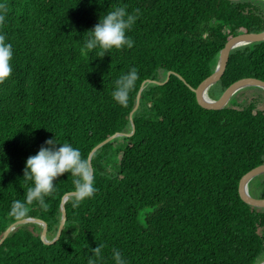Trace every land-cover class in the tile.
<instances>
[{
    "label": "trees",
    "instance_id": "1",
    "mask_svg": "<svg viewBox=\"0 0 264 264\" xmlns=\"http://www.w3.org/2000/svg\"><path fill=\"white\" fill-rule=\"evenodd\" d=\"M0 32L13 46V72L0 84V240L14 223L46 224L52 241L73 178H58L47 208L29 205L25 218L10 214L30 183L29 156L55 138L92 151L116 134L135 132L90 158L97 192L73 206L58 240L46 244L42 226L16 227L0 246V264H87L102 244V264L119 249L128 264H260L264 209L239 195L242 177L264 164V108L257 96L235 94L222 110L202 108L191 90L210 77L220 51L236 36L264 31V1L243 0H0ZM139 9L127 33L132 48L81 55L100 16L117 6ZM138 72L126 106L112 99L115 81ZM179 76L183 79L181 80ZM245 78L264 82V41L230 52L226 70L208 95L217 100ZM248 89V88H246ZM244 91V90H243ZM264 93V92H263ZM245 93H242V95ZM259 183V186L257 185ZM258 186V187H257ZM259 191L258 197L252 189ZM264 199V175L249 184Z\"/></svg>",
    "mask_w": 264,
    "mask_h": 264
},
{
    "label": "clouds",
    "instance_id": "2",
    "mask_svg": "<svg viewBox=\"0 0 264 264\" xmlns=\"http://www.w3.org/2000/svg\"><path fill=\"white\" fill-rule=\"evenodd\" d=\"M91 2V0H90ZM3 5H0V24L5 22ZM139 19V9L128 12L127 6H117L100 16L90 32L91 35L80 48L81 55L96 51L97 57H104L113 49L132 48L134 41L127 34ZM13 46L6 40V34L0 32V84L10 79L13 72ZM138 72L135 67L122 74L114 84L111 93L115 103L126 106L129 94L136 87ZM73 178V206L90 199L97 192L95 186V169L89 160L82 156L78 147L69 142H59L55 136L44 141L35 155L29 156L23 169V180L30 183L23 201L14 200L10 214L16 218H25L29 213V205L36 204L41 209L47 208L46 198L51 197L57 188V180L64 174ZM102 244L91 249L87 264H102ZM113 264H128L119 249L111 253Z\"/></svg>",
    "mask_w": 264,
    "mask_h": 264
},
{
    "label": "water",
    "instance_id": "3",
    "mask_svg": "<svg viewBox=\"0 0 264 264\" xmlns=\"http://www.w3.org/2000/svg\"><path fill=\"white\" fill-rule=\"evenodd\" d=\"M228 1L238 2V1H243V0H228ZM261 1H264V0H261ZM263 41H264V31L260 32V33L242 34V35L236 36L234 38H231L225 44L224 48L220 51V53L218 55L217 64H216V67H215L213 74L210 77H208L206 80H204L198 86L197 89L191 88V90L196 95V99H197L198 104L202 108H204L206 110H222L229 105L231 99L233 98V96L235 94H237L239 91L246 89V88L256 87V88H260L264 91V82L263 81L258 80V79H254V78H245V79L238 80L235 83H233L232 85H230L217 100L210 98L208 95L209 90L213 86H215L220 81L221 77L223 76V74L226 70V66H227V62H228L230 52H232L233 50L240 48L242 46H246V45H250V44H254V43H259V42H263ZM171 74L172 73L167 74L164 82L148 81V82H144L142 84L141 89L139 91V94L137 96L136 106L130 114V122H131V128H132L131 133H129V134H116V135L108 138L107 140H105L104 142L99 144L92 151L91 156L98 149H100L102 146L106 145L107 143L111 142L112 140L119 138V137H129V136L134 134L135 126L132 122V116L137 111V109L139 107L141 92L145 88L146 84H156V85L166 84L167 81L169 80ZM179 78L181 80H183L180 76H179ZM91 156H90V158H91ZM90 158H89V163H90ZM90 165H91V163H90ZM261 175H264V164L254 168L251 171H249L248 173H246L242 177L240 184H239V195H240L241 200L244 203H246L247 205L254 207V208H258V209H264V199H257V198L252 197L250 195V192H249V184L253 179H255ZM71 196H74V193L67 194L63 198V201L61 204L62 217H61L60 225H59V228L57 231V235L52 241L46 240L47 227H46V224L44 222L37 220V219L28 218V219H24V220H21V221H18L16 223L12 224L5 231L3 237L1 238L0 246L4 242V240L9 236V234L16 227H18L20 225H24L26 223H34V224H38V225L42 226L43 230H42V234H41V239L46 244L54 243L56 240L59 239L61 232H62V229H63V226L65 224L66 212H65L64 204L67 201V199ZM260 264H264V260Z\"/></svg>",
    "mask_w": 264,
    "mask_h": 264
},
{
    "label": "rangeland",
    "instance_id": "4",
    "mask_svg": "<svg viewBox=\"0 0 264 264\" xmlns=\"http://www.w3.org/2000/svg\"><path fill=\"white\" fill-rule=\"evenodd\" d=\"M243 90H241V91H242V93H245V94L242 95V93H240L238 95V101H240V102L246 101L245 98L248 96V94H251V95L257 96V98H258V104H259L260 108H264V93H263L264 91L262 89L256 88V87H251V88L243 89ZM248 97H252V96H248ZM257 185L259 186V183H257ZM251 192H252V195H255L256 197H258L257 196L258 193H259L258 190H256L255 188H253Z\"/></svg>",
    "mask_w": 264,
    "mask_h": 264
}]
</instances>
